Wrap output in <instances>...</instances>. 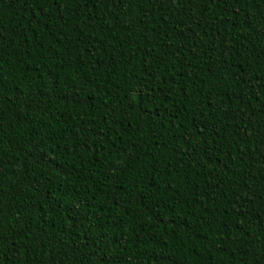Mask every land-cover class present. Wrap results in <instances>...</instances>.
<instances>
[{
	"label": "trees",
	"instance_id": "trees-1",
	"mask_svg": "<svg viewBox=\"0 0 264 264\" xmlns=\"http://www.w3.org/2000/svg\"><path fill=\"white\" fill-rule=\"evenodd\" d=\"M0 0V264H264V0Z\"/></svg>",
	"mask_w": 264,
	"mask_h": 264
},
{
	"label": "snow or ice",
	"instance_id": "snow-or-ice-1",
	"mask_svg": "<svg viewBox=\"0 0 264 264\" xmlns=\"http://www.w3.org/2000/svg\"><path fill=\"white\" fill-rule=\"evenodd\" d=\"M56 3H60V0H55ZM197 0H189L190 5H195ZM203 2V0H201ZM209 3H215L216 0H208ZM222 2H226V0H222ZM235 2H238V0H235ZM90 3H96V0H77L76 8H83L86 7Z\"/></svg>",
	"mask_w": 264,
	"mask_h": 264
}]
</instances>
